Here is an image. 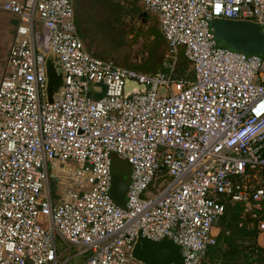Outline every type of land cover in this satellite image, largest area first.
Here are the masks:
<instances>
[{
  "label": "built area",
  "instance_id": "built-area-1",
  "mask_svg": "<svg viewBox=\"0 0 264 264\" xmlns=\"http://www.w3.org/2000/svg\"><path fill=\"white\" fill-rule=\"evenodd\" d=\"M157 17L164 70L126 68L81 39L74 0H0L17 23L0 62V264H145L138 237L208 256L226 204L264 232V48L218 44L214 20L264 34V0H141ZM194 78L177 79L180 53ZM62 86L47 100L46 60ZM128 79L146 91L124 94ZM130 166L125 205L112 155Z\"/></svg>",
  "mask_w": 264,
  "mask_h": 264
},
{
  "label": "rangeland",
  "instance_id": "rangeland-1",
  "mask_svg": "<svg viewBox=\"0 0 264 264\" xmlns=\"http://www.w3.org/2000/svg\"><path fill=\"white\" fill-rule=\"evenodd\" d=\"M111 2L121 7L124 14L119 18L116 17L117 12H115L117 6L112 7ZM133 5L139 7L140 13L144 11L141 0H75L76 22L80 37L87 49L101 59L110 60L130 69L146 63L153 52L152 49L156 56L160 55V47L153 46L152 35L158 28L157 18L150 13L140 17L126 11ZM103 8L106 10L103 11ZM12 19H14L12 15L0 11L1 63L6 58L14 35L15 24ZM217 41L220 46L228 47L219 39ZM145 91L144 84L131 79H128L124 86L125 96ZM112 164L115 173L125 172L128 168V164L115 154L112 155Z\"/></svg>",
  "mask_w": 264,
  "mask_h": 264
},
{
  "label": "water",
  "instance_id": "water-1",
  "mask_svg": "<svg viewBox=\"0 0 264 264\" xmlns=\"http://www.w3.org/2000/svg\"><path fill=\"white\" fill-rule=\"evenodd\" d=\"M146 14V12H141L140 17H145ZM210 26L215 37L232 50L246 54H258L264 48V34L259 25L254 22L214 20ZM46 75L47 100L52 103L53 96L62 86V68L59 58L55 54H50L46 60ZM111 169L113 176L112 197L119 205L124 206L126 190L130 182V166L128 165V168L122 173H115L113 166ZM182 252L183 249L172 240L163 239L155 242L139 236L133 255L136 260L145 264H184Z\"/></svg>",
  "mask_w": 264,
  "mask_h": 264
},
{
  "label": "trees",
  "instance_id": "trees-1",
  "mask_svg": "<svg viewBox=\"0 0 264 264\" xmlns=\"http://www.w3.org/2000/svg\"><path fill=\"white\" fill-rule=\"evenodd\" d=\"M112 7L118 4L111 2ZM75 7V0H74ZM116 9V8H114ZM144 10V8H142ZM103 11L106 8L102 9ZM129 11L133 15H140V9L137 6H132ZM116 17L119 18L122 14L121 7L117 6ZM143 12H146L145 10ZM148 13V12H146ZM16 26V19H12ZM153 43L155 48L160 47V55L152 49V54L147 59L148 61L136 66L133 69L154 73L164 70L163 58L167 45L165 39L160 33L159 27L153 31ZM175 74L177 79L194 78V71L192 64L184 57L182 52L178 57L175 67ZM249 220L241 217V211L237 205L226 204V211L220 223L218 224L220 232L217 237V242L214 246L209 247L208 256L215 264H264V248L258 246L255 238L258 231L254 225L249 227ZM248 242V243H247ZM247 243V244H246ZM224 244L229 246V249L224 252L222 247Z\"/></svg>",
  "mask_w": 264,
  "mask_h": 264
},
{
  "label": "crops",
  "instance_id": "crops-1",
  "mask_svg": "<svg viewBox=\"0 0 264 264\" xmlns=\"http://www.w3.org/2000/svg\"><path fill=\"white\" fill-rule=\"evenodd\" d=\"M156 17V16H155ZM76 18V17H75ZM157 18V17H156ZM158 21V20H157ZM76 25H77V29H78V24L76 22ZM158 27H159V24H158ZM78 32H79V29H78ZM80 35V33H79ZM166 43V42H165ZM167 45V44H166ZM219 232H220V229H219V226L214 229V233L217 235V237L219 236ZM255 242L258 246L264 248V232H258V235L257 237L255 238ZM248 243V242H247ZM246 243V244H247ZM224 252H226L228 249H229V246L224 244Z\"/></svg>",
  "mask_w": 264,
  "mask_h": 264
}]
</instances>
